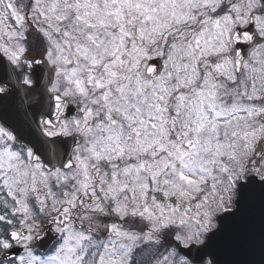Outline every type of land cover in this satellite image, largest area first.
Listing matches in <instances>:
<instances>
[{
	"label": "snow or ice",
	"instance_id": "snow-or-ice-1",
	"mask_svg": "<svg viewBox=\"0 0 264 264\" xmlns=\"http://www.w3.org/2000/svg\"><path fill=\"white\" fill-rule=\"evenodd\" d=\"M249 26L264 39V0H0V56L32 88L38 33L55 76L39 146L0 127V264H257L264 52L233 46Z\"/></svg>",
	"mask_w": 264,
	"mask_h": 264
},
{
	"label": "water",
	"instance_id": "water-1",
	"mask_svg": "<svg viewBox=\"0 0 264 264\" xmlns=\"http://www.w3.org/2000/svg\"><path fill=\"white\" fill-rule=\"evenodd\" d=\"M245 32H247V35L253 37L251 42L244 40ZM253 42V26H249L246 30L238 29L234 47L241 52L244 59L248 48L252 46ZM148 65H155L160 71H162V61H158L157 59L152 60ZM7 72L6 68L0 66V81L6 77ZM32 78L34 81L33 88L24 89L22 91L14 90L10 93V97L2 103L4 108H2V106L0 108V122L2 126L7 129H21V131L19 133H15V135L23 144L39 146V141L44 140L39 135V129H41L39 120L41 118H47L45 113L48 111L47 106L51 103L50 96L47 94L50 78L47 72H45L44 76L41 69H38ZM71 110L72 115H75L76 109L71 106ZM67 142L71 145L73 143V139L67 140ZM259 230L260 220L259 215H257V248L255 254L251 257V259L255 260L257 264L264 259L259 250ZM223 258L228 260L233 259L234 257L226 254Z\"/></svg>",
	"mask_w": 264,
	"mask_h": 264
},
{
	"label": "flooded vegetation",
	"instance_id": "flooded-vegetation-1",
	"mask_svg": "<svg viewBox=\"0 0 264 264\" xmlns=\"http://www.w3.org/2000/svg\"><path fill=\"white\" fill-rule=\"evenodd\" d=\"M28 45L31 49L29 53V61L35 58L37 60H41V63L34 64L32 68L28 69V72L26 73V75H30L32 77L36 74V71L38 69H41L43 75L45 76V70H46L50 73L51 81H53L55 79L54 72L51 66L48 65L46 60H44L43 57L41 56V50L43 46L42 37H40L38 33L32 32L29 35ZM0 66H3V68H6V70L9 73V75L7 74L6 77L2 81H8L10 83L11 85L10 93L13 92L14 90L22 91L26 89V86L23 85V83L17 79L20 69L14 68V66L11 65L10 62H8L7 58L2 57V56H0ZM50 86H51V82H50ZM10 93L7 95H0V108L1 106L2 108H4L2 103L5 102L7 98L10 97ZM48 93L49 95H51L50 92ZM5 130L11 132L14 136H15L14 133H19L21 131V129H5ZM42 130L43 129H41V133H42ZM261 144L262 146H264V142H262ZM17 146L22 147L20 144H18V142H17ZM257 159H259V157H257ZM261 171L264 172V166L261 167Z\"/></svg>",
	"mask_w": 264,
	"mask_h": 264
},
{
	"label": "rangeland",
	"instance_id": "rangeland-1",
	"mask_svg": "<svg viewBox=\"0 0 264 264\" xmlns=\"http://www.w3.org/2000/svg\"><path fill=\"white\" fill-rule=\"evenodd\" d=\"M255 30H256V29H255ZM256 35H257V40H256V43H255L253 49L251 50L250 57H249L248 60L251 59L252 53H253V51H255V50L259 49L260 51L264 52V39H262V38L259 36V34H258L257 31H256ZM257 58H260L259 55L257 56ZM148 61H149V60H147V61L144 62L145 65L147 64ZM141 70L144 71L145 68H142ZM261 143H262V142H261Z\"/></svg>",
	"mask_w": 264,
	"mask_h": 264
}]
</instances>
